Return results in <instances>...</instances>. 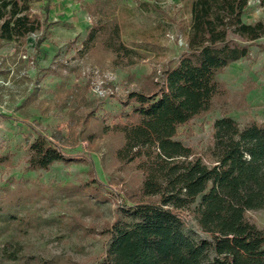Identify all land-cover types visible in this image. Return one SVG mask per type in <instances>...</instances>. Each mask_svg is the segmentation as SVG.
Here are the masks:
<instances>
[{
	"label": "rangeland",
	"instance_id": "374dc122",
	"mask_svg": "<svg viewBox=\"0 0 264 264\" xmlns=\"http://www.w3.org/2000/svg\"><path fill=\"white\" fill-rule=\"evenodd\" d=\"M44 1L30 0L31 12L43 16ZM261 16L258 1L249 0L243 20ZM48 19L40 54L39 32L23 46H0V264L97 263L118 207L140 200L142 172L115 157L123 136L114 125L131 111L126 95L162 86L186 49L182 0H50ZM96 20L116 23L134 52L116 55L99 41L85 49ZM218 80L223 94L174 137L206 163L217 118L230 116L240 127L264 123V37ZM38 134L67 159L29 170ZM245 216L264 227V208ZM185 231L206 237L190 215Z\"/></svg>",
	"mask_w": 264,
	"mask_h": 264
},
{
	"label": "trees",
	"instance_id": "16d2710c",
	"mask_svg": "<svg viewBox=\"0 0 264 264\" xmlns=\"http://www.w3.org/2000/svg\"><path fill=\"white\" fill-rule=\"evenodd\" d=\"M257 1L262 16L246 22L249 0H182L186 49L164 71L162 86L126 95L131 111L114 125L123 136L115 157L133 163L143 178L140 200L119 206L105 229L109 242L96 264H264V227L245 216L264 208V123L240 127L230 116L217 118L209 163L174 139L178 128L209 111L223 94L218 74L247 58L250 46L264 37V0ZM49 6L45 0L39 16L30 0H0V46H23L39 32L35 55L40 54ZM98 41L116 55L134 52L114 22L94 21L83 46L91 49ZM29 150V170L67 159L41 134ZM189 215L206 237L185 231Z\"/></svg>",
	"mask_w": 264,
	"mask_h": 264
},
{
	"label": "crops",
	"instance_id": "0c3cea01",
	"mask_svg": "<svg viewBox=\"0 0 264 264\" xmlns=\"http://www.w3.org/2000/svg\"><path fill=\"white\" fill-rule=\"evenodd\" d=\"M256 21V20H255ZM254 22V21H253Z\"/></svg>",
	"mask_w": 264,
	"mask_h": 264
}]
</instances>
